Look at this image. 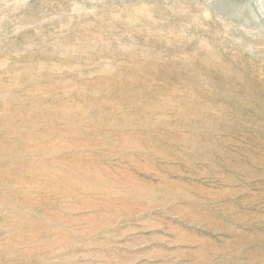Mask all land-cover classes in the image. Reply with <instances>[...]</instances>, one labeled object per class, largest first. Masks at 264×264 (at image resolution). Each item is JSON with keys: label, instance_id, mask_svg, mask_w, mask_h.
<instances>
[{"label": "rangeland", "instance_id": "rangeland-1", "mask_svg": "<svg viewBox=\"0 0 264 264\" xmlns=\"http://www.w3.org/2000/svg\"><path fill=\"white\" fill-rule=\"evenodd\" d=\"M0 264H264V0H0Z\"/></svg>", "mask_w": 264, "mask_h": 264}]
</instances>
